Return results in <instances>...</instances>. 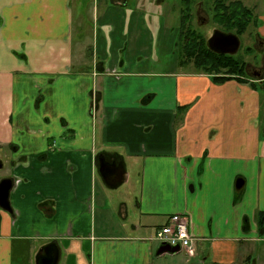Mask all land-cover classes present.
Returning <instances> with one entry per match:
<instances>
[{"label":"crops","instance_id":"crops-1","mask_svg":"<svg viewBox=\"0 0 264 264\" xmlns=\"http://www.w3.org/2000/svg\"><path fill=\"white\" fill-rule=\"evenodd\" d=\"M74 1L0 0V180L15 179L0 264H35L50 243L57 264H264V73L155 71L140 0L104 3L92 46L76 45ZM100 157L126 182L139 166L136 187L105 185ZM174 214L193 253L157 256Z\"/></svg>","mask_w":264,"mask_h":264},{"label":"rangeland","instance_id":"rangeland-1","mask_svg":"<svg viewBox=\"0 0 264 264\" xmlns=\"http://www.w3.org/2000/svg\"><path fill=\"white\" fill-rule=\"evenodd\" d=\"M135 0H131L134 2ZM157 0H140L139 12L144 14L145 25L148 27V33L151 31L156 33V36L160 34V44L155 41V47L153 49V55L150 61L154 65L155 71H165L168 65H175L181 57V51L178 50V24H179V10L180 0H159L158 6L155 3ZM244 5L253 9L255 15V24L252 22L246 29L245 33L239 37L240 46L238 51L233 55L238 60H242L246 63L245 77L253 81L258 79L253 78V74L264 73V47L257 46L254 43L255 33L260 27L264 25V0H240ZM109 0H85V3L74 1L72 4V12L74 14L75 21L78 22L81 19L82 26H78L75 22L73 25L72 38L77 45L80 41L87 42L89 47L93 44V38L96 35V26L92 23L93 16L96 15V11L104 3H108ZM153 2V8H147L148 3ZM196 4L192 8L191 26L199 31L206 40L211 36L214 30L221 29L212 22V10L211 4L202 3L198 6ZM260 24V27H259ZM172 27V30H168ZM262 35L263 30L259 29ZM171 35V37H169ZM85 37L86 39H82ZM82 39V40H81ZM88 39V41H87ZM176 43V45H175ZM88 47V48H89ZM247 48L250 50L247 51ZM151 64V63H150ZM181 67V66H180ZM187 67H181L185 69ZM263 79V77L259 78ZM140 170L139 166L134 169L135 173L131 175V178L126 183L119 186V188H129L135 185L136 173Z\"/></svg>","mask_w":264,"mask_h":264},{"label":"trees","instance_id":"trees-1","mask_svg":"<svg viewBox=\"0 0 264 264\" xmlns=\"http://www.w3.org/2000/svg\"><path fill=\"white\" fill-rule=\"evenodd\" d=\"M210 3L212 22L221 31L233 33L240 37L253 22V9L244 5L240 0H180L178 24V50L181 51L180 65H192L197 72L210 77L214 83H223L230 79L245 82L246 63L233 55H220L211 52L206 46V38L191 26L192 8L202 3ZM250 49L247 48V51ZM251 86L257 87L254 83ZM264 96V88L262 90ZM264 224V213L260 214L258 226Z\"/></svg>","mask_w":264,"mask_h":264},{"label":"water","instance_id":"water-1","mask_svg":"<svg viewBox=\"0 0 264 264\" xmlns=\"http://www.w3.org/2000/svg\"><path fill=\"white\" fill-rule=\"evenodd\" d=\"M207 48L216 54L220 55H234L240 46L239 37L233 33H226L219 30H214L211 36L206 40ZM264 131V125H263ZM99 174L103 179L105 185L109 188H116L117 186L126 182L127 174L122 162H107L104 157L99 158ZM242 187L240 180L236 181V189ZM12 188V180L5 178L0 180V208L5 211H11L9 204V194ZM180 251L178 246L172 247L167 244H162L156 250V255L161 254H176ZM58 248L55 243L40 248L35 256V264H57Z\"/></svg>","mask_w":264,"mask_h":264},{"label":"built area","instance_id":"built-area-1","mask_svg":"<svg viewBox=\"0 0 264 264\" xmlns=\"http://www.w3.org/2000/svg\"><path fill=\"white\" fill-rule=\"evenodd\" d=\"M189 222L179 214L172 215L168 222L159 228L154 238L157 242L169 246H178L186 250L189 254L193 253L194 237L188 231Z\"/></svg>","mask_w":264,"mask_h":264},{"label":"flooded vegetation","instance_id":"flooded-vegetation-1","mask_svg":"<svg viewBox=\"0 0 264 264\" xmlns=\"http://www.w3.org/2000/svg\"><path fill=\"white\" fill-rule=\"evenodd\" d=\"M105 159V158H104ZM0 167H1V165H0ZM6 178H9V177H6ZM3 179H5V178H3ZM9 179H11L12 180V188H13V184L15 183V179H12V178H9ZM12 188H11V190H12ZM10 190V191H11Z\"/></svg>","mask_w":264,"mask_h":264}]
</instances>
